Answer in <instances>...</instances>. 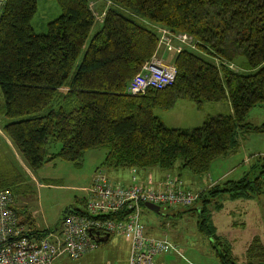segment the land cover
Returning a JSON list of instances; mask_svg holds the SVG:
<instances>
[{
  "label": "trees",
  "instance_id": "1",
  "mask_svg": "<svg viewBox=\"0 0 264 264\" xmlns=\"http://www.w3.org/2000/svg\"><path fill=\"white\" fill-rule=\"evenodd\" d=\"M56 1L61 13L41 34L31 26L36 0H6L0 12L2 132L30 170L55 160L79 166L88 150L105 149L101 166L108 171L177 169L200 178L216 158L235 153L245 133L264 134V123H246L250 109L264 107V0ZM160 28L191 36L195 47L174 56L171 86L130 96L127 86L155 55ZM178 99L198 106L227 99L232 115H207L196 128H169L153 109H168ZM255 158L252 178L205 189L194 206L198 231L218 246L220 264H264L260 238L251 240L238 263L208 215L220 195L264 196V158ZM13 175L0 190L35 196L22 172ZM27 210L15 211L21 217ZM70 214L86 213L69 210L61 222ZM29 220L21 217L22 225Z\"/></svg>",
  "mask_w": 264,
  "mask_h": 264
},
{
  "label": "rangeland",
  "instance_id": "2",
  "mask_svg": "<svg viewBox=\"0 0 264 264\" xmlns=\"http://www.w3.org/2000/svg\"><path fill=\"white\" fill-rule=\"evenodd\" d=\"M107 4L109 5V2ZM60 13L61 9L56 0H36V12L31 21V26L35 33H46L47 24L56 19ZM98 20L100 21L99 17ZM229 67L232 68V70H236L235 66L232 67L231 65ZM1 101L0 92V104ZM228 104H230L229 101L225 99L220 102H204L202 105L198 106L197 103L192 100L178 99L172 107L168 109L160 107L154 108L153 114L160 118L163 124L169 128H196L202 125L204 118L211 110L210 108H219V113L225 114L224 108H229ZM246 121L262 123L264 121V107H254L250 109ZM0 131L2 132L1 116ZM2 134L5 135L3 132ZM106 153L105 149H90L85 153L84 159L79 166L67 161L55 160L54 162L44 164L33 172H30L23 159L17 156L18 160H13L15 164L13 168L15 173L13 174H16L17 169L19 172H22L25 177V184L31 187L33 184L36 193L35 196L29 193L16 194V196H14L15 207L18 210H21L25 206L28 209L23 216L21 215L23 220L25 216L28 219L31 218V222L29 220L27 224H29V226L33 224L37 230L59 229L63 213L74 209H86L89 195H87L83 189L91 186L92 178L97 170H101L112 181H121L124 184L129 183L130 172L128 169L122 170V173H115L101 166ZM239 156L240 155L233 154L227 158H216L210 165L211 171L217 173L231 164H241L242 162ZM10 166L11 165L4 162L3 157L0 155L1 184L5 179L10 180L14 177V175L11 174V170L6 169ZM146 170L148 171V169ZM238 170L245 171V167L241 165ZM206 176L207 174L203 178ZM249 176L252 178L251 175ZM9 187L13 188V186ZM204 190H197V192L200 193ZM187 191L192 192L191 190ZM221 196H224V194ZM221 196L218 200H221ZM237 201L241 205L246 203L244 199H238ZM195 204L191 206L193 207L191 212H189L190 210H186L190 207L184 208V210L182 208L172 210L160 206V214L153 213L143 206L141 222L149 235L166 239L172 245H175L179 253L183 255L182 258L185 257L196 264H220L217 258L218 246L214 244L211 245V241L198 231L199 223H197V221L199 216L195 211L199 204L194 207ZM218 206H220V204ZM233 207L235 206H229L228 204L226 209L230 210ZM232 211L233 213L230 216L236 220L239 215L238 213H240L242 209ZM248 221L252 228L248 234V238H258L259 236L256 234L257 229L255 228L256 222H253L251 214H249ZM227 228L228 227L224 225V231ZM121 238V236L109 235L108 241L102 243L97 250L92 253V257L82 258L76 262L62 258L60 264H96L92 261L94 257L99 260L98 264H126V258L129 256V253L127 254V245ZM213 246L217 250H215ZM176 256V253L171 252L166 255L156 256L154 261L155 264H157L156 261L158 259L164 260L165 258L166 264H187L182 262V258L180 259Z\"/></svg>",
  "mask_w": 264,
  "mask_h": 264
},
{
  "label": "built area",
  "instance_id": "3",
  "mask_svg": "<svg viewBox=\"0 0 264 264\" xmlns=\"http://www.w3.org/2000/svg\"><path fill=\"white\" fill-rule=\"evenodd\" d=\"M6 0H0V12ZM101 18V16H99ZM98 19V16H97ZM184 46L195 47L194 39L183 33L173 34L159 29L157 51L179 53ZM156 51V53H157ZM155 55L146 62L129 82L130 96H143L149 90H163L176 79V68ZM167 175L155 189L147 179L144 184L136 176L124 184L112 181L101 170L93 176L85 215L70 214L61 222L58 233L36 237L21 223L15 211V197L10 189L0 190V264H55L60 258L78 261L97 248L92 236L117 235L129 242L127 264H155L154 258L168 253L180 254L166 239L149 235L141 222L145 202L166 209L189 208L199 192L183 188L182 180ZM124 211V219L112 216ZM111 218H106V216Z\"/></svg>",
  "mask_w": 264,
  "mask_h": 264
},
{
  "label": "crops",
  "instance_id": "4",
  "mask_svg": "<svg viewBox=\"0 0 264 264\" xmlns=\"http://www.w3.org/2000/svg\"><path fill=\"white\" fill-rule=\"evenodd\" d=\"M164 52L165 51L162 48H160L156 53L157 59H161V61L164 62L165 64L172 63L173 58L176 54L169 53V52L164 53ZM228 107L229 108H226V109L224 108L225 114L219 113V108H210L211 110L207 113V115H214V116L232 115V108L230 107V104H228ZM258 108H262V107H258ZM246 123L250 125L258 126L264 123V121L262 123H252V122L246 121ZM0 133H1L0 134V155L3 157L4 162L6 164L11 165L14 168L15 164L13 160L16 161L17 156L19 157L21 156L17 152V150L13 148L14 146L12 145L10 140L5 135H3L1 131ZM239 141H240V145L237 151L233 154L240 155L239 159L241 160L242 163L237 164V165L231 164L227 168L222 169L221 171L217 173L211 171V167H210L207 173V176L205 178L203 177L194 178L190 176L188 173L179 172V170L177 169L167 172V171H163L158 168H150L148 169V171L147 170H139V171L129 170L130 172L129 178H131L133 175H136V178L140 180V183L142 184H144L147 179H150L151 186H152V183H154V188L158 189L160 188L159 183L165 178V176L167 175L177 176L176 178H178L179 180H182L183 188L186 190H191L192 192H197V190L200 191V190L208 189L217 184L220 185L225 182L237 181L243 178L244 176L251 174L252 168L255 165L256 156L264 158V134L245 133L243 136L239 138ZM233 154H230V155H233ZM230 155L226 157H221V158H227ZM105 157L106 155H104V159ZM241 165L245 167V171L238 170ZM121 171L122 170H118L114 172L122 173ZM30 172H33V171L30 170ZM172 172L177 173V174H170ZM32 188L35 193V187L33 184H32ZM89 189L90 187L84 188L83 191L88 195ZM219 197L215 198L208 207L209 218L211 219V222L216 230V234L222 239H224L226 242H229L231 246L232 256L235 258V260L238 263H243L245 259L244 254L246 252V249L249 246L251 240H253L251 237L250 239L248 238V234L252 230L251 226L249 225V221H248L249 214H251L253 222H256L255 224V228L257 229L256 234L259 236L258 238H260L262 243L264 244V196L260 195V196H255L254 198L253 197L252 198H241L240 196H237L233 198L229 194H224V196H221L222 197L221 200H218ZM238 199H244L246 203L241 205L237 201ZM219 204L220 206H218ZM228 204L229 206L233 205L235 207L228 210L226 209ZM239 207H242V208H239ZM239 209H242V211L238 213L239 214L238 218L234 220V218L230 216L233 213L232 210H239ZM224 225L228 227L225 231H224ZM25 228L28 229L29 231H32L33 229L37 230L33 224L32 226H29V224H26ZM60 229H61V226L59 227V229H57L56 232H53V233L59 232ZM123 241L127 245V254H128L129 253V242L125 239H123ZM98 247L99 246L97 245V248ZM97 248L83 258L92 257V253H94L97 250ZM176 255H177L176 257H179L180 259L183 256L181 253L176 254ZM127 258H126V264H127ZM61 260L62 258L58 259L55 264H60ZM92 261L96 264L99 263V260L96 259V257L92 258ZM73 262H76V261H73ZM156 262L157 264H166L165 258L164 260L158 259ZM182 262L187 263V264H196L192 261H189L185 257L182 258Z\"/></svg>",
  "mask_w": 264,
  "mask_h": 264
},
{
  "label": "water",
  "instance_id": "5",
  "mask_svg": "<svg viewBox=\"0 0 264 264\" xmlns=\"http://www.w3.org/2000/svg\"><path fill=\"white\" fill-rule=\"evenodd\" d=\"M144 207L148 210H150L153 213L160 214L161 213V207L152 203H144ZM109 239L108 235L105 236H92V240L96 242L97 244H102L107 242Z\"/></svg>",
  "mask_w": 264,
  "mask_h": 264
},
{
  "label": "bare ground",
  "instance_id": "6",
  "mask_svg": "<svg viewBox=\"0 0 264 264\" xmlns=\"http://www.w3.org/2000/svg\"><path fill=\"white\" fill-rule=\"evenodd\" d=\"M191 48L193 49V46Z\"/></svg>",
  "mask_w": 264,
  "mask_h": 264
}]
</instances>
